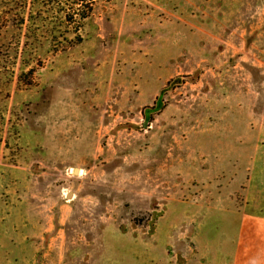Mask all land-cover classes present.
I'll return each instance as SVG.
<instances>
[{
	"label": "rangeland",
	"instance_id": "1",
	"mask_svg": "<svg viewBox=\"0 0 264 264\" xmlns=\"http://www.w3.org/2000/svg\"><path fill=\"white\" fill-rule=\"evenodd\" d=\"M263 163L264 0H0V264H231Z\"/></svg>",
	"mask_w": 264,
	"mask_h": 264
},
{
	"label": "crops",
	"instance_id": "2",
	"mask_svg": "<svg viewBox=\"0 0 264 264\" xmlns=\"http://www.w3.org/2000/svg\"><path fill=\"white\" fill-rule=\"evenodd\" d=\"M228 115V114H227ZM226 115V117H227ZM253 117V116H251ZM225 118V116H224ZM223 120V118H222ZM231 123H238L235 125L225 127L226 130H230L232 127L239 128L244 119H239L236 121V117H231L229 119ZM247 121L250 122L248 119ZM222 126V125H221ZM223 127V126H222ZM223 127V129H224ZM215 128H218L216 126ZM222 135L215 136L211 140V144H209L208 140H203V143L199 144V150L203 153H206L204 161H207L211 165L220 164L221 154L224 152H229L230 148L222 139ZM227 136H229L227 134ZM189 159V156H187ZM252 167V166H251ZM262 173L259 175L262 179L261 182H264V163L261 165ZM215 167H212V169ZM213 169V170H214ZM247 170V167H246ZM252 171L250 170V176L246 178L247 182H253V178L255 177ZM212 180L215 179V175L212 176ZM247 183L244 187V204L241 223L239 225L240 236H238V240L236 245H234L233 253H232V263L231 264H264V207H262V203L254 202L255 198L248 196V187Z\"/></svg>",
	"mask_w": 264,
	"mask_h": 264
},
{
	"label": "trees",
	"instance_id": "3",
	"mask_svg": "<svg viewBox=\"0 0 264 264\" xmlns=\"http://www.w3.org/2000/svg\"><path fill=\"white\" fill-rule=\"evenodd\" d=\"M158 102H159V98L157 99L156 102H154V106L150 107V108L159 109L161 107V105H158Z\"/></svg>",
	"mask_w": 264,
	"mask_h": 264
},
{
	"label": "bare ground",
	"instance_id": "4",
	"mask_svg": "<svg viewBox=\"0 0 264 264\" xmlns=\"http://www.w3.org/2000/svg\"><path fill=\"white\" fill-rule=\"evenodd\" d=\"M74 170V172H78V169H73Z\"/></svg>",
	"mask_w": 264,
	"mask_h": 264
}]
</instances>
